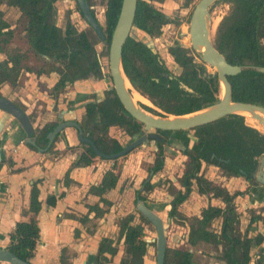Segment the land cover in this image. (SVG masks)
I'll return each mask as SVG.
<instances>
[{"label": "trees", "instance_id": "trees-1", "mask_svg": "<svg viewBox=\"0 0 264 264\" xmlns=\"http://www.w3.org/2000/svg\"><path fill=\"white\" fill-rule=\"evenodd\" d=\"M57 0H0L8 7L15 8L24 19L22 28L24 40L29 50L43 62V65L35 71L26 68L27 72L40 74L55 73L58 80L52 87V91L59 92L65 85L77 80L88 78L102 79L100 66L94 45L89 40L86 32H78L66 21L64 29L54 26L55 9ZM154 3H162L163 0H150ZM227 4L228 11L221 18L215 29L212 45L230 65L253 66L264 68V0H223ZM104 24L102 30L103 45L99 53L100 58L107 57V47L111 32L115 25L121 0H103ZM88 6L91 0H86ZM189 3L184 0L183 8ZM76 12H80L75 5ZM173 20L156 10L151 3L137 0L132 21V28L142 32L149 39H156L161 34V28L172 24ZM177 23V22H176ZM11 39L9 26L2 19L0 11V54L4 59L0 62V85L7 84L13 87L23 67L22 61L25 55L19 52L9 53L6 46ZM172 62L180 69L179 75H172L158 54L151 53L144 46V42L135 41L127 37L121 49V65L124 76L131 88L158 112L140 105L145 111L161 116H181L197 111L205 106L218 101L221 90L216 82V74L207 73L206 67L200 63L197 57L188 48L182 47L177 42L166 48ZM197 59V60H195ZM231 88L232 102L255 104L264 107V74L253 71H244L239 75L226 78ZM182 84L191 92L183 90ZM122 108L113 91L104 93V100L99 104H86L80 127L82 132L88 134L98 151L105 155L118 153L120 145L114 140L105 137L110 126L122 128L124 133L132 136L141 133L142 126L121 113ZM97 118V122L90 125ZM245 124L256 130L264 131L252 120L245 118ZM56 123H47L34 133L35 146H27L29 150L44 148L46 135ZM243 118L236 115L221 118L212 123L196 127L188 131L161 132L155 131L160 138L154 141L156 154L152 166L147 169L152 175L161 170L163 146L166 139L177 140L183 147H187L189 132L194 139L191 149L183 151L187 157L183 172L177 179L179 189L171 184L167 186V194L171 197L169 202L168 218L181 220L186 223L188 233L186 244L194 249L198 245L211 247L215 252L219 248L217 260L224 264H249V252L258 247L263 237L256 235L247 238L238 231L239 219L235 213L232 200L239 195H228L226 191L212 184L199 175L200 161L218 167L226 177L244 176L247 180L249 173L257 165V160L264 155V134H259L255 129L248 127ZM90 129V130H89ZM97 135H94V133ZM260 132V133H261ZM46 155L52 154L50 146ZM213 156L212 161L210 157ZM96 158L91 148L87 147L71 163V168L85 167L92 164ZM217 158L221 161L217 162ZM113 161L112 170L103 174L100 184L90 188V192L100 196L114 187L117 180L120 163ZM1 165V163H0ZM10 165V163H9ZM68 169V171L70 170ZM67 171V173H68ZM67 173L64 176L66 183ZM195 185L197 193L208 198L218 199L222 208L207 206L200 211L199 217L184 218L177 212L178 207L191 193V187ZM142 191L149 192L151 186L142 182ZM37 189L35 183L31 186L27 212L32 217L28 222L15 223L11 232L7 235V250L21 261L29 262L33 257L34 248L38 240V228L34 217L39 211L40 204L37 201ZM135 199L144 201L135 192ZM106 204L104 199L99 200ZM47 206L54 204V198L48 196L45 201ZM97 210L96 207L90 210ZM262 215H256L249 223L260 222L264 228V206ZM140 223H134V217L127 215L115 220L118 228L117 242L123 238V257L119 264H142L141 258L145 253L143 241V225L148 223L139 216ZM220 221L219 230L212 228L214 222ZM249 230V225L247 226ZM112 241L101 239L99 242V258L104 253L112 256L115 247H111ZM162 264H194L193 256L187 250L166 248ZM253 264H264L254 262Z\"/></svg>", "mask_w": 264, "mask_h": 264}, {"label": "crops", "instance_id": "crops-1", "mask_svg": "<svg viewBox=\"0 0 264 264\" xmlns=\"http://www.w3.org/2000/svg\"><path fill=\"white\" fill-rule=\"evenodd\" d=\"M9 30L11 31L10 27ZM27 75L31 74L25 72V76ZM47 79L46 81H48ZM37 80L41 79L37 78ZM104 86L103 82H76L65 95L58 98L56 104L53 100L47 99L40 91L38 94L41 97L27 93H24V95H19L20 93L18 95L14 94V97L18 101L21 99L26 109L35 106L31 100L32 96L45 104V113L42 114L37 112V110L30 117L32 127L39 128L45 122H51L54 117L65 119L64 117L66 116V119H69L74 116L77 118L82 112L78 107L80 103L74 104L73 109L66 113V107L72 105L71 102L75 95H89L100 92L104 90ZM52 108H55L56 113L50 112ZM110 130L112 129H109V132ZM23 140V131L0 111V246L6 248L8 245L7 235L11 232L15 223L28 222L32 217L27 212V207L30 189L35 183L38 192L37 201L40 204L39 211L34 217L38 228V240L34 248L33 257L29 262L31 264H95V256L97 255L100 240L105 238L113 240L114 236L117 239L118 228L115 220L127 214L115 213L117 209L115 208V203L119 200L121 180L125 176V163L129 164L132 157L127 156L128 160L124 162L115 188L101 196V199L106 201V204H102L100 201L98 202L99 196L88 193V190L99 184L102 174L109 167L108 163L99 161L94 166L73 169L68 174V182L63 183V175L75 157V152H64L66 147L75 148L77 146L73 130H64L54 143L52 154L48 155L29 150L24 145ZM230 182L224 183V185L228 187ZM246 195L244 198L252 200V203H257L264 199V192L259 187L252 188ZM48 196L54 198L52 206H47L45 203ZM237 198L239 197L235 199ZM184 202L178 207V213H181L180 208L184 205ZM93 207H96L97 210H90ZM181 214L183 215V213ZM198 216L199 213L197 216L190 217ZM214 223L218 224L220 221L217 220ZM181 227H185L187 235V225L184 224ZM122 239L118 243V251L114 256L110 257L106 254L101 256L108 260V264L119 263L122 257ZM184 242L185 247L177 248L176 250L192 251L194 258L195 248L199 245L194 249L190 248L186 244V236L184 237ZM258 249L260 248L256 247L250 251L249 264H253L256 261H264V249L261 250L262 255L256 256L254 254ZM196 253L201 257L213 259L214 262L211 264H222V262L217 260V255L220 253L219 248L216 252L212 249L210 253L202 251H197ZM145 257H143V264H145ZM193 263L198 264L194 260Z\"/></svg>", "mask_w": 264, "mask_h": 264}, {"label": "rangeland", "instance_id": "rangeland-1", "mask_svg": "<svg viewBox=\"0 0 264 264\" xmlns=\"http://www.w3.org/2000/svg\"><path fill=\"white\" fill-rule=\"evenodd\" d=\"M197 1L198 0H190V6L185 9L183 8L184 0H174L172 1V3L171 1L167 0L161 6L154 5L160 12H162L163 14L167 15L170 19H172L173 23L162 27L161 34L156 39H149L142 32L133 28L130 29L128 33V37H130L135 41H142L144 43H146L147 41H152L153 48L155 49L159 58L163 61L167 70L173 75H178L180 70L172 62V60H170V58L166 55V48L172 43L177 42L182 47L190 49L189 41H188L187 18H189V15L194 5L197 3ZM91 4L93 5L91 7L93 14L96 16L97 20H99L101 28H103V24H101L102 18L101 16H99V14L102 8L101 5L104 4V2L103 0H91ZM54 5H55V20H54L55 25L61 28L62 23L64 22L65 18L68 16L72 24L75 26V29L77 30L85 29L87 31V33L89 34L90 41L94 45L95 51L97 53H100L103 49V45L99 42V39L96 37V35L85 26V24L79 18L78 14L75 12L74 1L59 0ZM228 7L229 6L225 4L223 0L215 2L209 6L208 15L210 21L208 23V29L210 31L211 40H213L214 38L217 24L228 11ZM0 9L2 11L1 13L3 15V19L9 25L12 31L11 39L5 48L6 51L9 53L11 52L24 53L25 54L24 67H30L34 71L40 68L42 66L41 65L42 61L38 58H35L30 53L27 44L24 40V36L22 32V28L24 24L23 18L19 16L18 12L14 8H10L6 4H1ZM195 57L197 56L195 55ZM3 59L4 56L0 54V61ZM101 65L103 68V73H107V61L105 58L101 59ZM205 67H206L205 71L207 73L209 74L214 73L213 69L207 66ZM47 80L48 81H46V79L37 80V78H35L33 75L25 76V71H23L20 73L15 87L10 88L6 84L0 86V95L4 96L5 98H10L11 100L14 99V94L18 95V93H20L19 95H24V93H27L29 95L34 94L37 97L38 96L41 97V95L38 94L40 93L37 88L38 84L41 83L42 87L46 89L49 88L53 84V80H54L53 75L48 76ZM104 80H105L104 89L105 90L110 89L111 83L109 81V78L105 77ZM31 100L33 101L35 106L34 107L31 106L25 109L26 113L32 114L34 113V111L37 110H38L37 112H41L42 114L45 113V104L43 102H41L40 100H36V98L33 96ZM15 101L16 100L14 99V102ZM138 103L142 104L140 102ZM39 106L40 108L37 109V107ZM146 106L153 109V107L149 103ZM51 112L56 113L55 110ZM64 118H66V116ZM150 133H154V131H151ZM112 135L117 137L118 142L122 146L125 145L128 139V137L123 135L122 132L117 129H114ZM155 153H156V149L154 145L151 142L150 143L147 142L139 146L136 150H133L130 156L127 155L128 157H132V159L129 161V164L125 163L126 164V169L124 171L125 176L121 180L122 184L119 191V200L116 201L115 203V208H117L115 210V213L120 214V213H128L135 211L134 204L132 202L133 192L138 188L140 181L146 178L147 176L146 168L148 165L151 164ZM127 156L124 157L123 159V165L124 162L128 160ZM185 161L186 158L181 156L176 151L170 149H164L163 168L160 174H157L156 176L152 177L150 180L153 189H152V193L145 196L146 201L147 204H149V206L151 207L160 206L161 208H163V210H161V212L158 213V216L162 221H165L166 219L165 213L168 208L167 204L169 202V197L165 193V187L167 186L166 181L171 182L175 185V181L180 176ZM202 174L206 179L216 181L221 185L231 181L228 185L229 193H233L235 191L242 193L241 191L246 190L245 194L242 197L234 199L233 201L235 205V209L239 213V229L240 232L242 233L244 231L248 218L252 217L257 211H259V207L262 204L252 203L253 202L252 200L244 198L245 196H247L246 194H248L249 192L248 190L250 188H244L246 184L242 179L238 178V179L225 180L220 176V172L217 169L208 166L203 167ZM207 204H212L213 206H218V207L221 206L217 201H207L205 198L201 196H197L194 192L184 202V205L181 206L180 211L181 213H183V215L187 217L197 216L200 209L203 208L204 206H207ZM135 222H137L136 219ZM213 226L214 229L217 230L218 225L214 223ZM185 231H186L185 227H181L180 225H176L175 223H172L170 221V225L168 226L165 234V246L167 248H174V249L184 248L185 247L184 237L186 236ZM250 232H252L251 234L260 233L264 237V231L260 223L254 224V226L251 227ZM143 235H144V240L151 241L155 239L154 229L152 228L151 225L144 226ZM113 238L114 240H116V236H114ZM259 248L260 249H258L257 252H254L256 256L262 255L261 250L264 249V240L263 243L259 246ZM211 250H212L211 247L206 245H199L198 247L195 248L196 252L202 251L204 253L207 252L210 253ZM147 251L148 252L145 255L146 257L144 263L154 264L155 261L154 243L153 246H150L147 249ZM196 252L194 254L195 256L193 260L196 261L198 264H211L214 262L213 259H208L207 257H201L200 255H197Z\"/></svg>", "mask_w": 264, "mask_h": 264}, {"label": "water", "instance_id": "water-1", "mask_svg": "<svg viewBox=\"0 0 264 264\" xmlns=\"http://www.w3.org/2000/svg\"><path fill=\"white\" fill-rule=\"evenodd\" d=\"M75 1L84 19L95 31L98 38L102 39V33L100 32L98 25L91 18L84 0ZM218 1L220 0H198L194 5L188 20V41L191 51L197 56L200 63L214 70L218 88L222 87V95L220 97L218 95V101L216 103L205 106L187 115L170 116L162 114L161 116H158L145 111L137 104V102L132 101L130 92L134 90L129 85L122 70L121 49L128 37L130 29L132 28V21L137 0H121L118 16L111 32L107 48L108 75L115 96L123 109V114L125 117L142 125L145 134L133 141H129L127 145L122 147L121 151L117 154L106 156L100 154L90 140L82 138L80 129L76 123L65 122L56 125L54 129L46 135L45 139L47 143L45 148H38L36 149L37 152L40 154L44 153L52 143L55 135H57L65 127H73L77 131L78 141L90 146L96 156L105 160L117 159L135 149L147 139L158 141L159 139L156 135L148 134L150 131L177 132L192 130L196 127L212 123L231 115L240 116L244 120V117L241 114H246L247 118L254 121L264 131V107L248 103L232 102L231 88L226 79L248 70L264 74V68L245 65H230L225 61L223 56L215 50L212 45V40L210 39V31L208 29V23L210 21L208 8L211 4ZM144 46H146L151 53H154L152 41H147L144 43ZM126 84L129 86L128 90L125 88ZM179 86L183 90L191 92L190 89L186 88L182 84ZM0 111L8 115L11 120H15L18 126L22 129L25 135L24 144L34 146V142L30 139V136L32 135V128L24 114L15 105L2 97H0ZM167 145L179 151H184V147H182L181 143L175 140H168ZM188 147H191L190 143ZM263 164L264 156L260 159L257 174L254 175V173H252L251 177H255V181L264 187V172L262 170ZM136 210L155 230V239L152 240L155 244V264H162L166 248V225L162 224L160 219L153 212L146 209L139 201H136ZM0 263L30 264L19 260L2 246H0Z\"/></svg>", "mask_w": 264, "mask_h": 264}, {"label": "flooded vegetation", "instance_id": "flooded-vegetation-1", "mask_svg": "<svg viewBox=\"0 0 264 264\" xmlns=\"http://www.w3.org/2000/svg\"><path fill=\"white\" fill-rule=\"evenodd\" d=\"M57 1H59V0H57ZM56 1V2H57ZM74 1V4L77 6V8H78V10H79V12H80V9H79V7H78V5H77V3H76V1L75 0H73ZM145 2H147V3H151L152 4V6L156 9V10H158L154 5H159V6H161L166 0H163V2L162 3H160V4H158V3H154V2H151L150 0H144ZM170 1H174V0H170ZM189 1V3L187 4V6L185 7V8H188L189 6H190V0H188ZM55 2V3H56ZM84 2H85V4H86V6H87V8H88V10H89V14H90V16H91V18L95 21V23L98 25V28H99V30H100V32L102 33V28H101V25H100V23H99V20H97V18H96V16L93 14V12H92V9H91V7L93 6L92 4H90L89 6H88V4L86 3V0H84ZM54 3V4H55ZM0 4H5V3H0ZM54 6V9H55V5H53ZM102 6V8H101V10H100V14H99V16H101V20H102V23L101 24H104V19H103V12H104V4H102L101 5ZM182 8V7H181ZM184 8V9H185ZM75 9V12H76V8H74ZM159 11V10H158ZM160 12V11H159ZM19 13V12H18ZM77 14H78V12H76ZM162 13V12H161ZM163 14V13H162ZM191 14V13H190ZM165 15V14H164ZM19 16L21 17V15H20V13H19ZM78 16H79V18L81 19V21L85 24V26L90 30V31H92L95 35H96V33H95V31L90 27V25L87 23V21L84 19V17H83V15L81 14V12H80V15L78 14ZM165 16H167V15H165ZM168 17V16H167ZM189 17H190V15H189ZM22 18V17H21ZM24 20V19H23ZM54 20H55V16H54ZM188 20H189V18H187V25H188ZM66 21H69V23L75 28V26L72 24V22L70 21V19H69V17L67 16L66 18H65V20H64V22L62 23V26H61V28L60 27H57L56 25H55V22H54V26L55 27H57V28H60L61 29V31L64 29V26H65V23H66ZM24 23H25V21H24ZM23 26H24V24H23ZM162 29V28H161ZM76 31H78V32H81V31H84V32H86V34H87V36H88V38H89V34L87 33V31L85 30V29H82V30H77V29H75ZM11 36H12V31H11ZM23 36H24V33H23ZM103 36V35H102ZM96 37L98 38V36L96 35ZM99 39V38H98ZM89 40H90V38H89ZM103 40V38L102 39H99V42L101 43V41ZM102 44V43H101ZM27 47H28V45H27ZM94 47V46H93ZM168 47V46H167ZM108 48V47H107ZM28 49H29V47H28ZM95 50V49H94ZM191 50V49H190ZM30 51V50H29ZM96 52V51H95ZM30 53L34 56V54L30 51ZM156 53V51H155V49H154V53L153 54H155ZM193 53V52H192ZM22 54H24V53H22ZM96 54H97V60H98V63H99V66H100V73H101V76H102V79H100V80H97V79H92V78H88V79H84V80H77V81H74V82H72L71 84H69V85H65L64 86V88H62L61 89V91H59V92H54V91H52V87L55 85V83L57 82V80H58V76H57V74H55V73H49V74H40L39 76H37V75H35L34 73H32V72H27L26 71V68H28V69H31L30 67H24L25 65H24V61H22V65H23V67L21 68V70H20V73L21 72H23V71H25L26 73H29V74H31V75H33L35 78H40V79H47L48 78V76H50V75H53V84L49 87V88H44V87H42V85H41V83H39L38 84V86H37V88H38V90L41 92V93H43V95L47 98V99H51V100H53V102L56 104V101L58 100V98H60V97H62L63 95H65L66 93H67V91L70 89V88H72L73 86H74V84L76 83V82H79V81H88V82H91V83H96V82H105V77H108L109 78V75H108V69H107V73H103V68H102V65H101V59L102 58H100L99 57V53H97L96 52ZM2 55V54H1ZM25 55V54H24ZM166 55L170 58V60H172L171 59V57L167 54V52H166ZM35 58H37L36 56H34ZM159 57V56H158ZM160 59V58H159ZM196 60V59H195ZM2 61V60H1ZM0 61V62H1ZM106 61H107V57H106ZM160 61L161 62H163L161 59H160ZM199 61V60H198ZM164 64V63H163ZM41 65H43V62L41 63ZM165 66V65H164ZM32 71H34L33 69H31ZM37 70V69H36ZM180 70V69H179ZM180 72V71H179ZM20 73H19V75H20ZM19 75H18V77H19ZM173 75V74H172ZM179 75V74H178ZM175 76H177V75H175ZM17 80H18V78H17ZM109 81H110V78H109ZM17 82V81H16ZM40 82V81H39ZM45 82V81H44ZM111 83V82H110ZM105 84V83H104ZM1 85H4V84H1ZM0 85V86H1ZM7 85V84H6ZM16 85V84H15ZM15 85L13 86V87H15ZM8 87H10V88H12L11 86H9L8 85ZM112 91H113V89H112V85H111V88H110ZM110 89H108V90H110ZM128 89V88H127ZM107 90H101L100 92H96V93H93V94H81V95H79V94H76L75 95V97H74V99L72 100V105L71 106H68V107H66V113L67 112H69L70 110H72L73 108V105L74 104H76V103H80V105L78 106L81 110H82V112L80 113V115L76 118V117H71V118H69V119H60V118H57V117H54V119L51 121V122H49V123H56L55 124V126L56 125H58V124H60V123H65V122H74V123H76L77 125H78V127H79V129H80V134H81V136H82V138H86V139H88V140H90L91 142H92V144H93V141H92V139L91 138H89L88 137V134H86V133H84V132H82V129H81V127H80V122H81V119H82V116L84 115V106L86 105V104H99L100 102H102L103 100H104V93L106 92ZM132 93L134 92V91H131ZM130 92V95H131V97H132V93ZM113 93H114V91H113ZM221 94V93H220ZM114 95H115V93H114ZM140 96V95H139ZM0 97H2V98H4V99H6V100H8L9 102H11L13 105H15L23 114H24V116L26 117V119L28 120V122L30 123V125H31V128H32V135L30 136V139L34 142V146H35V139H34V133H35V131L36 130H38V129H41L45 124H47V122H45L44 124H42L39 128L38 127H32V123H31V120H30V117H31V113L29 114V113H26L25 112V109H26V106H25V104H24V102L20 99V101H18L17 100V98H15L14 97V99L16 100L15 102H14V99L13 100H11L10 98H5L4 96H2V95H0ZM116 97V96H115ZM220 97V96H219ZM143 98V97H142ZM117 99V98H116ZM133 99V98H132ZM144 99V98H143ZM145 100V99H144ZM147 103H149L147 100H145ZM119 102V101H118ZM141 103V102H140ZM120 104V103H119ZM137 104L140 106V105H142V104H139L138 102H137ZM150 104V103H149ZM70 105V104H69ZM151 105V104H150ZM253 105H255V104H253ZM121 106V105H120ZM142 106H144V107H147V108H149V109H152V108H150V107H148V106H146L145 104L144 105H142ZM258 106H260V105H258ZM262 107V106H261ZM122 108V107H121ZM52 110H55V108L53 109H51V111ZM152 110H154V111H156V112H158L156 109H152ZM50 111V112H51ZM2 112V111H1ZM3 113V112H2ZM121 113H122V115L123 116H125L124 114H123V109H122V111H121ZM4 115H6L5 113H3ZM8 118H10L8 115H6ZM127 118V117H126ZM11 119V118H10ZM245 119V118H244ZM134 121V120H133ZM11 122H13L14 124H16V125H18L17 123H16V121L15 120H11ZM97 122V118H95L94 119V121L92 122V124L90 125V127L89 128H91L95 123ZM246 123V122H245ZM139 124V123H138ZM247 125V124H246ZM54 126V127H55ZM142 126V125H141ZM249 126V125H248ZM19 127V126H18ZM54 127L52 128V130L54 129ZM20 128V127H19ZM21 129V128H20ZM66 129H71V130H73L74 131V133H75V136H76V141H77V146L75 147V148H72V147H66L65 149H64V152H75V157H74V159L72 160V162L75 160V158L77 157V156H79L83 151H84V149L85 148H87V147H89V148H91L90 146H88V145H86V144H84V143H81V142H79L78 141V139H77V131L73 128V127H65V128H63L57 135H55V137H54V139H53V141H52V143L50 144V146L52 147V149H53V145H54V143L57 141V139L59 138V136L62 134V132L64 131V130H66ZM109 129H112V130H110V132H109ZM114 129H117V130H119V131H121L122 132V134L123 135H125L126 137H128V139H127V141H126V143H125V145H127V143L129 142V141H133V140H135V139H137V138H139L140 136H142L143 134H145V132L143 131V127H142V129H141V133H136V134H134V135H132V136H128V135H126L125 133H124V131H123V129L122 128H119V127H117V126H110V127H108V129H107V131H106V134H105V137L107 138V139H110V140H114L115 142H117L119 145H120V147H121V149H122V147H124L125 145H121L119 142H118V139H117V137L116 136H114V135H112V132L114 131ZM22 130V129H21ZM51 130V131H52ZM90 130V129H89ZM50 131V132H51ZM186 131H188V130H186ZM190 131V130H189ZM259 131V130H258ZM151 132V131H150ZM148 133V134H152V135H156L155 134V131H154V133ZM260 132V131H259ZM262 133V132H261ZM23 134H24V132H23ZM262 134H264V133H262ZM94 135H97V133L95 132L94 133ZM192 135V132H189V141H188V144H187V147L185 148L184 147V151H185V149H186V151H189L190 149H191V147L189 148L188 146H189V143L191 144V146H192V144H193V141H194V139H193V137L191 136ZM157 136V135H156ZM158 137V136H157ZM158 139L160 140V138L158 137ZM24 140H25V135H24ZM24 140H23V142H24ZM158 140V141H159ZM168 140H173V139H166V141H165V144H164V146H163V156H162V167H161V170H162V168H163V161H164V149H170V150H174V151H176L177 153H179L181 156H183V157H185L186 158V161L184 162V164L187 162V157L186 156H184L182 153H183V151H179V150H177V149H175V148H171V147H169L168 145H167V141ZM154 141H157V140H154ZM154 141L153 140H149V139H147V140H145L141 145H143V144H145V143H154ZM175 141H177V140H175ZM178 142V141H177ZM46 143H47V141H46ZM180 143V142H179ZM26 147L28 146L27 144H24ZM94 145V144H93ZM141 145H139V146H141ZM154 145V144H153ZM30 146V145H29ZM34 146H32V147H34ZM46 146V145H45ZM49 146V147H50ZM139 146H137L135 149H133V150H136ZM48 147V148H49ZM94 147L96 148V146L94 145ZM155 147V146H154ZM183 147V146H182ZM28 148V147H27ZM45 148V147H44ZM47 148V149H48ZM36 149H38V148H36ZM39 149H43V148H39ZM156 149V148H155ZM91 150H92V148H91ZM96 150L98 151V149L96 148ZM133 150H131L130 152H128L127 154H125V155H123V156H121V157H119V158H117V159H113V160H105V159H102V158H100V157H98V156H96L95 155V157L96 158H94L93 160H92V164L91 165H89V166H85V167H90V166H94V164H96L97 162H105V163H108L109 164V167H108V169L105 171V172H107V171H110V170H112V166H113V161H117L116 163H120V169H119V171H118V176H117V180H116V182H115V185H114V187L112 188V189H114L115 188V186H116V183H117V181H118V178H119V176H120V173H121V171H122V169H123V159H124V157H126L127 155L129 156L132 152H133ZM93 151V150H92ZM121 151V150H120ZM119 151V152H120ZM34 152V151H33ZM46 152V151H45ZM45 152L44 153H42L43 155H46L45 154ZM99 152V151H98ZM35 153H38L37 152V150L35 151ZM93 153H94V151H93ZM100 153V152H99ZM40 154V153H39ZM95 154V153H94ZM100 154H102V153H100ZM115 154H117V153H115ZM156 154V153H155ZM155 154H154V156H155ZM102 155H105V154H102ZM111 155H113V154H111ZM106 156H110V155H106ZM154 156H153V159H154ZM264 155H262L258 160H257V165H256V167H255V169L253 170V171H251L250 173H249V175H248V177L250 178L249 180H247L244 176H240V177H226V176H224L223 174H222V172H221V170L218 168V167H216V166H214V165H211V164H205V162H203V161H200V167H199V175H201L204 179H206L204 176H203V174H202V169H203V167L204 166H208V167H213V168H215V169H217L219 172H220V176L222 177V178H224L225 180H231V179H238V178H240V179H242L243 181H244V183L246 184V186L244 187V188H250L248 191H250V190H252V188L254 189V188H260V189H262L263 190V192H264V187L262 186V185H260V184H258L256 181H255V177H251V174L252 173H254V175H256L257 174V171H258V168H259V165H260V159L263 157ZM153 159H152V162H151V164L150 165H148L147 166V168H146V172H147V169L149 168V167H151L152 166V163H153ZM210 161H212V159H213V156H211L210 158ZM217 160V162H220L221 160L219 159V158H217L216 159ZM71 162V163H72ZM71 163H70V165H71ZM184 164H183V168H184ZM70 165H69V167H68V169H70ZM1 166V165H0ZM85 167H78V168H85ZM183 168H182V170H181V174H182V172H183ZM68 169L65 171V173H64V175H63V183H64V176L66 175V173H67V171H68ZM73 169H77V168H71L69 171H68V173H67V179L65 180L66 182H68V174H69V172L71 171V170H73ZM161 170L159 171V172H157L156 174H154V175H152L151 173H148L147 172V176H146V178L145 179H143V180H141L140 181V183H139V185H138V188L133 192V198H132V202H133V204H134V209H135V211L134 212H128L126 215H123V217H125V216H127V215H132L133 217H134V220L136 219H138L139 218V216H141L140 215V213L136 210V201H139L146 209H148V210H150L151 212H153L159 219H160V217L158 216V213L159 212H161V210H163V208H161L160 206L159 207H151V206H149V204H147V201H146V197L145 196H147V195H149L150 193H152V189H153V186L151 185V183H150V180H151V178L152 177H154V176H156L157 174H159L160 172H161ZM263 172H264V164H263ZM104 172V173H105ZM103 173V174H104ZM103 174H102V176H103ZM102 176H101V178H100V181H101V179H102ZM178 179V178H177ZM177 179H176V181H175V185L173 184V183H171V182H167L166 181V183H167V186H168V184H171L173 187H175L176 189H179V187H178V184H177ZM206 180H208V181H210L212 184H214V185H217V186H219V187H221V188H223L225 191H226V193L228 194V195H233L234 193H238L239 195H237V196H235L234 198H233V200H232V204H233V206H234V210H235V213L238 215V219H239V213L236 211V209H235V205H234V203H233V201H234V199L236 198V197H242L244 194H245V192H246V190H244V191H241L242 193H240V192H238V191H235V192H233V193H229L228 192V187H226L224 184L223 185H221L220 183H218V182H216V181H213V180H209V179H206ZM142 182H147V183H149L150 184V186H151V190L149 191V192H144V191H142V186H141V184H142ZM99 184H100V182H99ZM98 184V185H99ZM97 185V186H98ZM96 186V187H97ZM167 186L165 187V193H166V195L169 197V202L171 201V197L167 194V191H166V189H167ZM92 188V187H91ZM227 188V189H226ZM112 189H110V190H112ZM90 190V189H89ZM88 190V193H92V192H90ZM110 190H107V191H110ZM106 191V192H107ZM136 191H139V195L141 196V197H143L144 198V201H140L139 199H135V192ZM256 191V190H255ZM192 192H195V194L197 195V196H201V197H204L207 201H217L221 206L220 207H218V206H213V205H211V204H207V206H211V207H217V208H222L223 207V205L220 203V201L218 200V199H213V198H208V197H206L205 195H200V194H198L197 193V190H196V187H195V185H192V187H191V193L189 194V196L187 197V199L190 197V195L192 194ZM92 194H94V193H92ZM98 196V195H97ZM101 196L102 195H100L99 196V200H100V198H101ZM186 199V200H187ZM99 200H98V202H99ZM185 200V201H186ZM169 202H168V204H167V207H168V209H167V211H166V219H165V221H162L161 219H160V221L162 222V224H165L166 225V229H165V234H166V230H167V228H168V226L170 225V221L172 222V223H175L176 225H180V226H182V225H184V224H186V223H182V221L181 220H177V219H170V218H168V216H167V213H168V211H169ZM258 204H262L260 207H259V211H257L252 217H255L256 215H262V213H260L261 212V208L264 206V199H263V201L261 200L260 202H257ZM206 206V207H207ZM205 207V208H206ZM205 208H201L200 209V211L202 210V209H205ZM178 212V211H177ZM180 215H181V217H184V218H191V217H187V216H184V215H182L181 213H179ZM199 214H200V212H199ZM142 217V216H141ZM199 217V216H198ZM198 217H195V218H198ZM252 217H249L248 218V220H247V223H246V226H245V228H244V231L241 233L240 232V229H239V226H238V231H239V233L241 234V235H244V234H246V237L247 238H252V237H255L257 234L258 235H260V236H262L263 237V235H261L260 233H253V234H251L252 232H250L251 231V227L252 226H254V224H257V223H260V222H255V223H249V220L252 218ZM143 218V217H142ZM147 222V221H146ZM134 223H140L139 222V220H137V222H135L134 221ZM148 223V222H147ZM219 224L220 223H218L217 225H218V227H217V230L216 229H214V226H212V228L214 229V231L215 232H218V230H219ZM142 226H143V234H144V226L145 225H143V224H141ZM147 225H150L149 223L147 224ZM214 225V224H213ZM249 225V230L247 229V226ZM262 226V225H261ZM153 228V227H152ZM262 228H263V226H262ZM154 229V228H153ZM263 231H264V228H263ZM154 233H155V230H154ZM8 239V238H7ZM105 239H109V238H105ZM121 239V238H120ZM120 239H119V241H120ZM109 240H111V239H109ZM263 240H264V237H263ZM112 241V244H111V247H115V249H116V252L118 251V243H119V241L117 242V239L116 240H111ZM143 241H144V243H145V253H144V255L142 256V258H141V263H142V261H143V257L145 256V254H146V251H147V249L150 247V246H153V242H152V240L151 241H149V240H144V235H143ZM262 243H263V241H262ZM261 243V244H262ZM260 244V245H261ZM155 245V244H154ZM259 245V246H260ZM121 246H122V249H121V251H122V257H123V241H122V243H121ZM258 246V247H259ZM119 247H120V245H119ZM166 247V246H165ZM5 248V247H4ZM167 248V247H166ZM165 248V249H166ZM254 248H256V247H254ZM254 248H252V249H254ZM6 250H7V246H6V248H5ZM169 249H172V248H169ZM251 249V250H252ZM250 250V251H251ZM8 251V250H7ZM188 251V250H187ZM98 252H99V244H98V251H97V255L95 256V264H104V263H106V264H108V260L107 259H105V258H99V254H98ZM116 252H115V254H116ZM189 253H191L192 254V251L191 252H189ZM250 253V252H249ZM104 254H106V253H104ZM114 254V255H115ZM106 255H108V254H106ZM114 255H112V256H114ZM156 255V254H155ZM103 256V255H102ZM108 256H110V255H108ZM112 256H110V257H112ZM164 256V255H163ZM122 257L120 258V260L122 259ZM120 260H119V262H120ZM155 260V259H154ZM163 262V261H162ZM28 263H30V262H28ZM31 264V263H30ZM119 264V263H118ZM143 264V263H142ZM154 264H155V261H154ZM222 264H223V262H222Z\"/></svg>", "mask_w": 264, "mask_h": 264}, {"label": "bare ground", "instance_id": "bare-ground-1", "mask_svg": "<svg viewBox=\"0 0 264 264\" xmlns=\"http://www.w3.org/2000/svg\"><path fill=\"white\" fill-rule=\"evenodd\" d=\"M125 88L127 89H129V86L126 84L125 85ZM127 89V90H128ZM220 90H221V94H220V96L222 95V87H220ZM132 93V92H131ZM131 96V95H130ZM133 98V99H132ZM131 99H132V101L133 102H141V103H143V104H145V105H148V103L142 98V97H140V96H138L135 92H133L132 93V97H131ZM244 118H247V116H246V114H241ZM249 119V118H248ZM254 122V121H253ZM257 125V124H256ZM258 126V125H257ZM256 129V128H255ZM262 129V128H261ZM261 132V131H260Z\"/></svg>", "mask_w": 264, "mask_h": 264}]
</instances>
